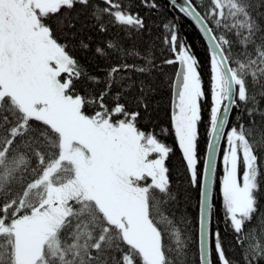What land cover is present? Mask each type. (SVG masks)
<instances>
[{"label":"snow or ice","instance_id":"obj_1","mask_svg":"<svg viewBox=\"0 0 264 264\" xmlns=\"http://www.w3.org/2000/svg\"><path fill=\"white\" fill-rule=\"evenodd\" d=\"M0 264H264V0H0Z\"/></svg>","mask_w":264,"mask_h":264},{"label":"trees","instance_id":"obj_2","mask_svg":"<svg viewBox=\"0 0 264 264\" xmlns=\"http://www.w3.org/2000/svg\"><path fill=\"white\" fill-rule=\"evenodd\" d=\"M182 35L187 37L188 42L192 45L193 51L196 52L198 57L201 59L202 63L205 64V80L206 77V54H205V48H204V42L199 38L198 33L194 29V27L191 26V24L188 21H184L183 27H182ZM169 73H171V69H168ZM161 99V107L158 109L157 112V118L156 123L160 125V127L167 128L169 127V115H170V98L169 95L166 93ZM160 127L156 128V131H160ZM174 137L172 135H167L165 137V142L172 145L175 151V155L170 158L171 164L176 165L178 164V157H179V151L176 148V145L173 143ZM203 147V142L202 145ZM221 174L220 170L218 169V175ZM191 207L188 206V204H181L180 207L185 210L188 214V217L190 220L193 221V229L190 231L189 235L192 237L193 240L196 239V224L194 221V217L197 214V207H196V199L193 195V198L191 200ZM217 209H220V202L217 201ZM219 227L221 231V238L225 243L226 248H228V251L232 253L234 256H239V251L235 247H228L229 243L232 241V234L231 230L225 225L224 217L222 215L221 211H217L214 215L213 219V230L215 231L216 227ZM196 255V249L193 248L192 250V256L195 257Z\"/></svg>","mask_w":264,"mask_h":264}]
</instances>
